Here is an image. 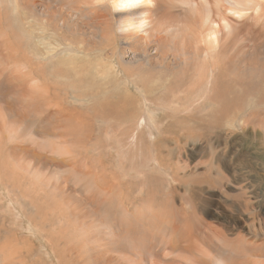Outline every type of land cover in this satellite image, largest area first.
Returning a JSON list of instances; mask_svg holds the SVG:
<instances>
[{
	"label": "rangeland",
	"instance_id": "rangeland-1",
	"mask_svg": "<svg viewBox=\"0 0 264 264\" xmlns=\"http://www.w3.org/2000/svg\"><path fill=\"white\" fill-rule=\"evenodd\" d=\"M156 1L0 0V264H264V0Z\"/></svg>",
	"mask_w": 264,
	"mask_h": 264
},
{
	"label": "bare ground",
	"instance_id": "bare-ground-1",
	"mask_svg": "<svg viewBox=\"0 0 264 264\" xmlns=\"http://www.w3.org/2000/svg\"><path fill=\"white\" fill-rule=\"evenodd\" d=\"M112 1V6H113V8L115 9V10H117V11H119V12H126L127 13V15H125L126 16V18H127V21H128V25H133V24H135V22L133 21V16H136V17H138V16H140L141 15V17H143L144 16V14L146 15L147 13H146V11H151L152 9H150V10H148L149 8H154L156 5H158V3L156 4V2H158V1H156V0H111ZM154 1H156L155 3H154ZM229 1V0H228ZM252 0H247V2H251ZM96 2H97V0H96ZM202 2V1H201ZM208 2V1H207ZM218 2H219V0H218ZM232 2V1H231ZM204 4V3H203ZM233 4H234V6H231L232 8L230 9V13H233V14H238V15H240L241 13H240V5H243V2L242 1H240V0H236L235 2H233ZM212 5H214V4H212ZM157 7V6H156ZM159 7V6H158ZM159 9V8H158ZM206 9L208 10L207 12H209L210 11V7H209V4L208 5H206ZM218 11V10H217ZM216 12V11H215ZM216 14H217V12H216ZM245 14V13H244ZM209 15V14H208ZM218 15V14H217ZM119 16H121V15H119ZM124 16V15H123ZM147 16H149L148 14H147ZM144 17H146V16H144ZM240 17V16H239ZM129 18V19H128ZM206 18L207 19H209V17L208 16H206ZM205 18V19H206ZM122 19H124V18H122ZM144 19V18H143ZM146 19V18H145ZM206 19V20H207ZM137 20V19H136ZM221 20H222V24L224 25V27H227V28H230L231 26H230V20L228 19V18H225V16H223V18H221ZM126 21V20H125ZM139 21V20H138ZM216 21H213V24L215 23ZM142 23H143V20H142ZM141 22H140V24H142ZM220 24V23H219ZM217 25V24H216ZM217 27H218V25H217ZM130 31V30H129ZM215 36H216V34H214V39H215ZM217 37V36H216ZM137 38V37H136ZM217 39H218V37H217ZM137 41H140V40H137ZM111 105V104H110ZM3 106V105H2ZM7 107V106H6ZM16 107V106H15ZM4 108V107H3ZM9 108V107H8ZM17 111V110H16ZM15 112V111H14ZM19 113V112H18ZM17 115V114H16ZM26 116V115H25ZM19 117V116H18ZM19 118H21V117H19ZM19 118H17V119H19ZM6 120V119H5ZM20 120V119H19ZM8 121V120H7ZM2 122H3V120H2ZM11 133V132H10ZM18 135V134H17ZM35 144V143H34ZM33 144V145H34ZM15 145V144H14ZM13 145V146H14ZM12 146V145H11ZM36 146V145H35ZM14 148V147H13ZM22 149H24V148H22ZM14 150V149H13ZM17 149L15 148V151H16ZM25 150V149H24ZM28 152V151H27ZM33 152V151H32ZM23 153V152H22ZM25 153H26V151H25ZM34 153V152H33ZM17 154H18V152H17ZM27 154V153H26ZM26 154H24V155H26ZM35 154V153H34ZM16 155V154H15ZM14 154H13V156H15ZM19 156H20V153L18 154ZM21 155H23V154H21ZM28 155V154H27ZM37 155H40V154H37ZM34 156V155H33ZM36 156V155H35ZM21 157V156H20ZM23 157V156H22ZM27 157V156H26ZM40 157H42V156H40ZM35 160V159H34ZM39 166V165H38ZM40 167V166H39ZM17 168V167H16ZM23 168V167H22ZM47 175V174H46ZM62 192V191H61ZM84 202V201H83ZM85 203V202H84ZM78 212V211H77ZM81 214V213H80ZM87 224V223H86ZM92 227V226H91ZM85 228V227H84ZM93 228V227H92ZM102 247V246H101ZM110 252V251H109ZM88 263V262H87Z\"/></svg>",
	"mask_w": 264,
	"mask_h": 264
}]
</instances>
